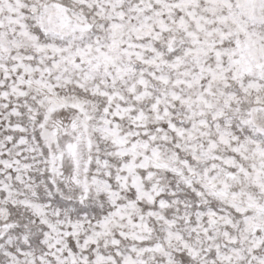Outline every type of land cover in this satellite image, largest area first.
I'll return each mask as SVG.
<instances>
[{
	"label": "snow or ice",
	"instance_id": "obj_1",
	"mask_svg": "<svg viewBox=\"0 0 264 264\" xmlns=\"http://www.w3.org/2000/svg\"><path fill=\"white\" fill-rule=\"evenodd\" d=\"M0 264H264V0H0Z\"/></svg>",
	"mask_w": 264,
	"mask_h": 264
}]
</instances>
